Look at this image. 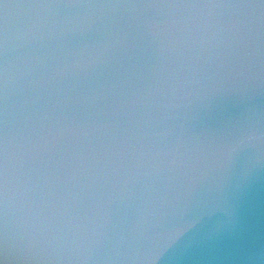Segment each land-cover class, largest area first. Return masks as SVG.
<instances>
[{"label": "water", "instance_id": "obj_1", "mask_svg": "<svg viewBox=\"0 0 264 264\" xmlns=\"http://www.w3.org/2000/svg\"><path fill=\"white\" fill-rule=\"evenodd\" d=\"M43 2L71 0H0V19L5 5L17 14L9 17L8 29L10 136L23 133L38 149L50 127L61 131L57 149L64 151L57 152L50 168L65 177L69 170L58 162L76 163L84 148L112 153L98 152L97 162L88 166L91 171L71 185L37 170L36 178L50 181V191L56 193L40 197L49 225L69 243L82 239L85 216L92 211L90 193L99 186L100 173L113 167L117 172L131 166L153 167L191 191L186 211L191 227L161 252L155 264H264V66L259 34L254 71L226 72L218 64L234 50L219 31L198 29L185 35L187 42L176 50L170 44L159 49L145 34L139 35L131 21L144 0H79L92 6L89 9L25 8ZM113 5L120 9H109ZM117 13L119 26L112 23ZM61 25L85 32L83 37L69 34L67 46L81 38L118 34L119 49L86 77L45 83L47 67L38 58L52 46L49 34ZM4 58L0 50V73ZM185 95L192 98L179 108L171 106L170 101ZM2 108L0 99V113ZM249 131L255 136L253 147L237 152L232 142ZM35 155L44 159L38 151ZM44 188L42 183L37 191ZM231 207L239 209V224L226 231L222 225L229 221ZM74 218L85 226L69 227ZM102 260L103 264H148L146 257L131 252L119 258H103L101 253L87 260L72 257L60 264H101Z\"/></svg>", "mask_w": 264, "mask_h": 264}, {"label": "snow or ice", "instance_id": "obj_2", "mask_svg": "<svg viewBox=\"0 0 264 264\" xmlns=\"http://www.w3.org/2000/svg\"><path fill=\"white\" fill-rule=\"evenodd\" d=\"M79 0L69 3L29 4L25 8L35 9H89ZM109 9H120L113 5ZM134 14L131 23L144 35L155 30L167 44L176 50L186 43L185 35L191 36L198 29L219 31L223 40L234 51L220 61L226 72L254 71L255 50L254 44L259 34L261 64L264 66V0H204L196 3L194 0H144ZM97 18H103L97 16ZM112 23L119 26L122 21L117 13ZM9 16L0 19V50L4 54L3 71L0 73V99L3 100L2 120H0V264H60L61 261L75 257L77 249L86 240V235L69 243L59 233L51 229L38 226L39 220L45 219L44 201L41 196H56L50 191V181H41L36 178L38 169H43L55 176L57 181L71 185L79 180L85 171H91L90 164L97 162L98 152L110 150L84 148L78 153V160L72 165L58 162V166L68 169L67 176H61L51 170L57 152L63 154L64 149H57L63 133L50 127L46 133L47 140L43 141L38 149L33 148V141L23 133L10 136L8 126V29ZM98 128L106 126L100 125ZM95 130V129H93ZM76 130L74 129L73 132ZM43 154L40 160L36 152ZM103 159V157H101ZM116 168L104 170L100 175L115 174ZM44 184V190L37 191L38 185ZM23 223L26 233L18 231L17 225ZM13 240L16 252L10 253L9 247ZM23 248V250H21ZM101 256H107L101 252ZM103 264V260L101 261Z\"/></svg>", "mask_w": 264, "mask_h": 264}, {"label": "clouds", "instance_id": "obj_3", "mask_svg": "<svg viewBox=\"0 0 264 264\" xmlns=\"http://www.w3.org/2000/svg\"><path fill=\"white\" fill-rule=\"evenodd\" d=\"M9 8L5 5L6 15L15 18L17 14L9 12ZM71 33L83 37L85 32L61 25L47 37L52 46L38 58V63L47 67L43 82L57 83L86 77L98 71L119 49L121 38L118 34H100L93 40L81 38L74 45L67 46L65 38ZM145 36L159 49L167 45L156 33L148 32ZM191 98V95L177 97L170 104L179 108ZM254 140V133L249 131L237 137L232 147L238 152L244 147H253ZM257 161L258 156L252 166ZM97 183L99 186L90 193L92 211L85 216L87 238L77 249L75 259L87 260L101 252L108 258H119L131 252L146 257L148 264H155L161 252L191 227L186 216L191 191L182 181L170 180L162 169L131 166L115 174L100 175ZM227 212L230 218L222 228L233 231L239 224V209L231 207ZM68 223L77 230L85 226L79 218ZM37 224L59 233L45 219ZM17 229L26 233L23 223L17 225ZM16 250L13 240L9 252L15 253Z\"/></svg>", "mask_w": 264, "mask_h": 264}]
</instances>
